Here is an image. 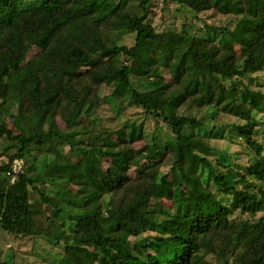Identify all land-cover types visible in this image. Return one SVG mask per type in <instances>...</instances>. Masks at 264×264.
Masks as SVG:
<instances>
[{
	"label": "trees",
	"instance_id": "obj_1",
	"mask_svg": "<svg viewBox=\"0 0 264 264\" xmlns=\"http://www.w3.org/2000/svg\"><path fill=\"white\" fill-rule=\"evenodd\" d=\"M153 1L0 0V228L69 222L57 264H264V0H158L204 22L164 31ZM226 133L246 163L212 144Z\"/></svg>",
	"mask_w": 264,
	"mask_h": 264
},
{
	"label": "rangeland",
	"instance_id": "obj_2",
	"mask_svg": "<svg viewBox=\"0 0 264 264\" xmlns=\"http://www.w3.org/2000/svg\"><path fill=\"white\" fill-rule=\"evenodd\" d=\"M153 12L151 13L152 22L159 31L164 30H177L180 29L184 24L194 25L196 27L203 25V21L198 19L193 21L191 14L185 9L179 6H170L164 8L158 0H154ZM202 19L208 23H214L218 26H230L231 18L211 15V13L203 14ZM197 31V30H196ZM135 40V34H125L123 43L127 45H133ZM169 78V75H167ZM109 91V90H108ZM107 91V92H108ZM141 111L138 109H130L128 114L123 116L120 121L126 122L130 120L142 121L143 115L140 114ZM113 115L110 111L109 106H104L99 109L97 115L101 117L104 122H107L108 115ZM205 119V126L210 128L215 123L217 124H228L236 122V119L233 117L225 116L219 121H216L212 114H208ZM87 119L84 120L86 122ZM119 123L113 122V126H116ZM147 131L146 136L148 139H151L154 135L162 137L167 140L171 137L170 129L162 121L156 123L154 119L148 118L146 121ZM96 125V122H94ZM107 124V123H106ZM204 131L199 130L198 134L203 135ZM199 136L201 139L202 137ZM205 138V137H204ZM203 138V139H204ZM205 140V139H204ZM213 145L217 146L221 150H228L234 158H237L239 163H246L247 161V152L244 144L240 139L235 135L228 133L225 134L224 138L211 139ZM144 142H140L137 146L143 145ZM50 155L47 157L48 160L53 158V155L57 154V144L53 143L48 145ZM67 150L68 147H65ZM204 151V150H203ZM202 151V152H203ZM170 166V162L166 161L164 171ZM47 187L49 194L51 193V186L47 184L44 188ZM43 188V187H42ZM72 195L73 192L69 191V195ZM34 195L37 199H40L39 194L34 192ZM44 209L49 210L48 215L50 214L51 207L49 205H43ZM263 214V213H261ZM52 220L58 221L55 217L51 216ZM61 222V221H60ZM67 227L53 223L48 227L49 234H52L51 237L60 236L64 234L66 230V235L70 234L68 229L69 222L66 223ZM51 237H48L46 234L38 236L37 238H24L16 239L6 233L0 228V264L2 262H7L9 264H57L64 254V241L62 240H51Z\"/></svg>",
	"mask_w": 264,
	"mask_h": 264
},
{
	"label": "built area",
	"instance_id": "obj_3",
	"mask_svg": "<svg viewBox=\"0 0 264 264\" xmlns=\"http://www.w3.org/2000/svg\"><path fill=\"white\" fill-rule=\"evenodd\" d=\"M20 168H21V163L16 162L15 170H20Z\"/></svg>",
	"mask_w": 264,
	"mask_h": 264
}]
</instances>
